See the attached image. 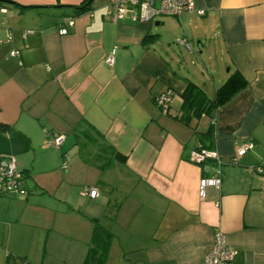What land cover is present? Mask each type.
Masks as SVG:
<instances>
[{
  "label": "crops",
  "instance_id": "1",
  "mask_svg": "<svg viewBox=\"0 0 264 264\" xmlns=\"http://www.w3.org/2000/svg\"><path fill=\"white\" fill-rule=\"evenodd\" d=\"M111 1L0 0V157L27 191L0 194V264H84L93 219L112 234L105 264H205L216 231L233 264H264V0H193L203 14L150 22L112 21ZM194 35L220 46L221 72L184 71L171 48ZM234 70L244 88L182 118L189 82L214 97ZM198 146L220 163L191 162Z\"/></svg>",
  "mask_w": 264,
  "mask_h": 264
},
{
  "label": "built area",
  "instance_id": "2",
  "mask_svg": "<svg viewBox=\"0 0 264 264\" xmlns=\"http://www.w3.org/2000/svg\"><path fill=\"white\" fill-rule=\"evenodd\" d=\"M196 12L203 14L202 10L196 9L193 0H112L107 8V16L114 22L123 20L126 16H129L132 20L138 22H150L158 16L166 15L179 17L182 14ZM72 24L73 18L66 17L65 24ZM59 34H66L67 29L64 26L58 29ZM177 42L186 47H190L189 42L186 39H178ZM113 49L104 58L107 65L112 66L114 63ZM16 52H13L14 54ZM172 91L166 90L153 97L155 105L162 111L167 112L169 103L171 100ZM64 136L62 134H54L48 137L47 142L54 148H58ZM252 147L251 142H247L239 146L237 149V155H243L247 150ZM213 159L215 165L220 163L217 154L213 151L206 150L198 146L192 150L189 154V160L197 164H201L206 159ZM63 166H66L65 162ZM257 171L264 177V169L257 168ZM220 176L218 170L215 167L214 172L211 175L203 176L199 180V196L203 198L205 196V189L208 186L219 187ZM4 193H16L25 195L27 193L23 185V175L17 167L16 160L13 156L0 157V194ZM83 196H89L95 198L97 196V190L91 188H85L82 190ZM234 252L232 248L227 244L224 234L220 231H216L213 236V241L209 252L204 257L205 264H233Z\"/></svg>",
  "mask_w": 264,
  "mask_h": 264
},
{
  "label": "trees",
  "instance_id": "3",
  "mask_svg": "<svg viewBox=\"0 0 264 264\" xmlns=\"http://www.w3.org/2000/svg\"><path fill=\"white\" fill-rule=\"evenodd\" d=\"M245 85V80L238 71L234 70L217 88L214 97L209 98L201 87L189 82L188 88L183 94V105L186 109V114L182 118L187 121L191 115L209 113L215 107L229 100L237 91L244 88ZM207 160L213 159L208 158L203 161L200 164L203 168ZM213 164L215 165L214 160ZM93 221L95 225L93 228L92 243L88 249L84 264H105L112 234L98 224L97 219H93Z\"/></svg>",
  "mask_w": 264,
  "mask_h": 264
},
{
  "label": "rangeland",
  "instance_id": "4",
  "mask_svg": "<svg viewBox=\"0 0 264 264\" xmlns=\"http://www.w3.org/2000/svg\"><path fill=\"white\" fill-rule=\"evenodd\" d=\"M189 40L192 50L177 44H173L171 48L183 61L184 71L196 68L198 71L213 69L221 72L220 46L216 44L217 42L209 39L207 40L208 44L202 47V44H197L198 39L195 35L189 36ZM169 60L171 61L170 58ZM207 96L212 98V92L209 91Z\"/></svg>",
  "mask_w": 264,
  "mask_h": 264
}]
</instances>
